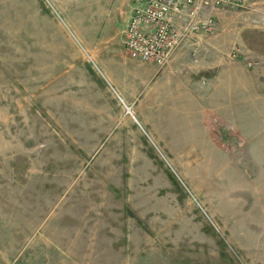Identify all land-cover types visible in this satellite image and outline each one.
I'll return each mask as SVG.
<instances>
[{
    "label": "rangeland",
    "instance_id": "1",
    "mask_svg": "<svg viewBox=\"0 0 264 264\" xmlns=\"http://www.w3.org/2000/svg\"><path fill=\"white\" fill-rule=\"evenodd\" d=\"M132 7L0 0V264H264V0L161 70Z\"/></svg>",
    "mask_w": 264,
    "mask_h": 264
},
{
    "label": "built area",
    "instance_id": "2",
    "mask_svg": "<svg viewBox=\"0 0 264 264\" xmlns=\"http://www.w3.org/2000/svg\"><path fill=\"white\" fill-rule=\"evenodd\" d=\"M130 1L133 7L123 40L126 55L161 70L178 50L192 47L198 36L213 31L214 12L247 9L257 0Z\"/></svg>",
    "mask_w": 264,
    "mask_h": 264
}]
</instances>
